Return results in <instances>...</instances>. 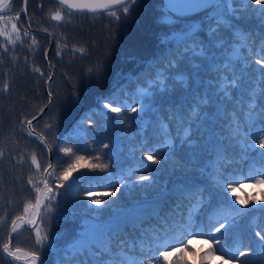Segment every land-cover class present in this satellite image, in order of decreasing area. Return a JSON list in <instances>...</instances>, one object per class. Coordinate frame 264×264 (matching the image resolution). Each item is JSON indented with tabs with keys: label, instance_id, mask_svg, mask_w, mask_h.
I'll return each mask as SVG.
<instances>
[{
	"label": "trees",
	"instance_id": "obj_1",
	"mask_svg": "<svg viewBox=\"0 0 264 264\" xmlns=\"http://www.w3.org/2000/svg\"><path fill=\"white\" fill-rule=\"evenodd\" d=\"M8 3L11 10L5 9L0 14L15 17L19 13L17 27L23 43L7 45L5 53L6 41L0 37V151L4 152L0 158V219H6L0 224V264H26L24 260L15 261L5 255L3 244L8 242L11 221L17 216L26 218L25 204H35L36 193L28 184L29 177L34 182L43 180L44 169L50 163V154L46 145L40 142L41 136L49 146L51 164L56 169L48 179L49 187L56 193L55 199L51 201L50 211L42 205L35 226L18 229L10 247L37 252L42 264H78L79 259H84L87 264L88 257L66 260V249L76 240L82 225L96 219L116 233L113 248L139 259L140 264H148L155 252V244L147 242L141 251L142 239L154 240L167 235L168 242L173 244L182 238L185 244L189 239L203 242L206 237L188 234L201 228L208 231L220 222L227 226L228 221L223 215L208 223L207 216L199 214L193 216L194 223L189 226L188 202L185 201L179 210H175L172 203L177 190L213 191L212 178L221 164L228 172L233 169L247 172L249 168L255 170L262 166L259 153L264 149H249L245 154L228 138L229 115H239L241 128L248 133L256 132L259 122L264 121L261 115L264 101L260 100L259 87L253 95L254 106L251 109L248 106L249 89L257 82L253 77L260 75L259 67L251 61L259 57L255 54L249 57V69L241 81V88L235 91V101L227 104L225 111L217 83L218 73L212 65L224 64L231 46L240 41L230 37L228 32H221L217 37L223 35L226 46L211 47L206 54L208 58L194 56L187 50L194 46V40L205 47L216 44L210 31L214 25L210 24L209 17L217 9L211 6L199 13L180 16L169 13L166 24L162 19L167 12L162 0H137L127 16L122 8L114 9L120 15L118 21L101 12L69 15V10L52 0H28L27 15L22 12L23 0H9ZM235 6L239 7L238 4ZM260 8L261 5L253 0L245 5V10L237 13L244 19L232 21L237 34L241 30L249 33L248 47L241 49L244 56L249 55V50L259 51ZM56 11L63 16L60 22L51 19V14ZM25 29L30 33L27 37L23 36ZM189 29L200 31L188 39L183 33ZM165 35L171 43L163 40ZM32 36L36 37L35 45ZM49 46L50 71L45 55ZM58 51L60 55H57ZM173 57L179 60L178 68L168 69L167 62ZM193 65L199 66L198 76L193 75ZM157 73L161 75L157 76ZM178 74L187 79H176ZM5 83L9 86L7 91L4 90ZM144 90L149 95L142 96ZM205 92L212 102L197 119L189 106L195 107L194 98ZM112 100L137 108L143 103L144 111L134 113L129 109L125 112L121 108L117 117L116 113L103 107ZM45 107L46 111L29 129L26 122L33 121L32 118ZM247 115L254 117L257 123L247 120ZM33 130L34 134L29 136ZM165 139L167 147L156 156L161 160L159 165L143 159L151 154L148 149L162 146ZM247 143L258 144V140L250 136ZM222 145L228 149L226 159L218 157ZM62 148H71L75 155L84 156L88 164H108V172L114 177L111 183L120 189L116 197L104 195L113 191L112 187L98 186L97 181L91 179L106 175L98 169L78 168L68 181H62L60 173L75 158L61 152ZM33 153L41 164L40 173L31 163ZM81 176L86 178L76 179ZM141 176L152 179L141 181ZM61 183L65 186L59 187ZM253 184V181H245L233 185L238 191L228 194L233 200H247L249 209L244 216L232 214L229 218L233 227L226 238L225 252L235 255L236 258L231 260L233 264L264 262V248L257 245L259 238L254 235L259 230L256 225L264 220V212L259 210V203L257 210L252 211L254 201L264 203L261 201L264 187ZM39 186L42 188L43 184ZM89 189L93 190L92 198L114 200L115 203L111 208L93 212L96 205L90 204L85 194ZM235 207L241 205L237 203ZM28 212L34 213L35 217L32 208ZM37 229L49 237V243L42 250L35 243ZM213 247L216 248L214 244ZM240 251L247 255L240 256ZM224 261L228 264L227 256Z\"/></svg>",
	"mask_w": 264,
	"mask_h": 264
},
{
	"label": "snow or ice",
	"instance_id": "obj_2",
	"mask_svg": "<svg viewBox=\"0 0 264 264\" xmlns=\"http://www.w3.org/2000/svg\"><path fill=\"white\" fill-rule=\"evenodd\" d=\"M137 0H79V2H74V0H58V3L69 10V15L75 12H91L93 14L101 12L107 13V15L115 18L117 21L120 19V15L118 14L117 8H122V12L125 16L130 11V8L136 4ZM254 2L258 5H261L259 11L261 12V22L260 26L262 29V35L260 40L259 51L253 53L249 50V55L244 56L241 54L242 48H247V38L249 33L244 30H241L239 34H237V27L232 22L234 19L240 20L244 19L243 15L237 16V13L245 10V5H249L253 3V0H219L217 3L209 4L217 9L214 15L209 17V22L214 27L210 28L212 35L216 38V44H209L208 47H205L203 44H196L195 40L193 41V47H187L188 51H191L194 56H204L207 57V53L209 49L214 46H218L224 48L226 46V41L224 40L223 35L217 37V33L228 32L230 37H235L240 43L235 46H231V51L226 57V62L222 65H212V67L218 73L217 83L219 85L220 93L224 100L225 111L227 104L233 103L235 101L234 93L237 89L241 88V81L244 78L245 72L249 69V57L253 54L258 56L259 58L251 61L254 65L259 67V77H253L257 82L253 84L248 92L249 97V108L251 109L255 100L253 99V95L256 92V88L259 87V97L261 101H264V0H254ZM24 6L22 11L25 15H27V3L28 0H23ZM239 5L236 7L235 5ZM186 5H191L193 7L202 6L203 4L199 3L198 0H190ZM170 5L167 3V0H163V8L167 10V12L162 16L164 23H168L169 13L172 14H180L179 12H175L169 7ZM11 10L8 0H0V11L3 10ZM227 14V15H226ZM51 19L55 21H62L63 16L60 11H56L51 14ZM0 20H4L3 16H0ZM15 20L16 23H12L11 21ZM19 22V13L16 14L15 17L9 16L7 21H5L4 27L0 28V37H4L6 43L3 46V50L5 53L8 51L7 45L11 44L15 46L17 42L23 43L21 38L20 28L17 27V23ZM10 23L11 32L8 30V25ZM31 26L29 22V27ZM47 31V29H45ZM199 29L196 32H192L191 29L187 30L183 35L192 39L196 35L199 34ZM30 33L27 29L23 31V36L27 37ZM13 36L15 37L13 39ZM32 44H37L36 37H31ZM165 42L171 43L168 35H165L163 38ZM196 48H199V51H196ZM47 55V53H45ZM57 55H60L59 51ZM214 59V57H212ZM179 65V60L176 57L168 60L167 68L168 69H177ZM194 69L193 75H199V66L193 65ZM221 69L223 72L221 73ZM239 69V74H237V70ZM39 71V69H35ZM253 73L255 69H252ZM231 73V74H229ZM41 75H43L41 73ZM160 73H157V76H160ZM51 79V77H49ZM176 79L180 81H184L187 79L183 74H178ZM8 84L5 83L4 90H8ZM52 93L49 92V97H51ZM142 96L149 95L147 90H144L141 93ZM212 102L211 96L205 92L203 95H199L194 98L195 107L189 106L190 112H195L197 114V119L200 118V112L208 107ZM49 103H51V99H49ZM113 103H116V106H113ZM139 103V102H138ZM105 109H108L111 113H116L117 117L121 114V108L127 112L129 109L134 112H142L144 111V104L140 103V107H132L131 105L120 103L115 100L109 101L103 105ZM43 109H41V112ZM227 114V113H226ZM107 115V113H105ZM261 115L264 116V105L261 107ZM33 120L36 119L34 116ZM183 119V117H181ZM246 119L251 123H257L255 118L251 115H247ZM29 126L32 125V120H28L26 122ZM260 127L256 132L248 133L241 128V121L239 115L235 117L229 115V123H228V132L229 139L235 141V143L241 148L243 152H247L249 149L260 148L264 149V121H260ZM247 126V125H246ZM29 136L34 134V130L30 131ZM254 137L258 140V144H248L247 139L249 137ZM40 142L46 145V141L43 136L40 138ZM105 148L108 147L107 144L104 145ZM163 147H167V139L163 141V145H157V147L148 149L147 151L151 152V154L146 155L143 159L151 161L152 164L159 165L161 160L156 158L157 154L162 150ZM61 152L65 153V155L75 156L72 163L68 165L60 173V179L62 181H68L71 174L77 171L78 168H89L93 171L99 170V172L106 173L104 176L92 177L91 179H95L97 181L98 186H108L112 187L113 191L104 193L107 197H116L117 192L120 191L119 188H116L114 184L111 183L113 174L108 172L109 165L104 163H93L88 164L85 162L84 156L75 155L71 148H62ZM228 149L226 147H221V152L218 154L219 158L226 159L227 158ZM4 156V152L0 151V158ZM262 166L259 169L253 170L249 168L247 172H243L241 170L233 169V171L228 172L225 169L224 165L221 164L219 168L216 169L213 178H212V188L213 191H209L207 189H197L196 191L190 190H177L173 195L175 199L172 200L173 205L175 206V210H179L182 206H184L185 201L188 202L189 211L188 215V223L189 226L194 223L193 216L194 215H206L208 223H211L218 216L223 215L224 220L228 221L227 226L224 222H220L218 226H213L212 229L208 231H204L201 228L198 231H194L189 233L192 237L201 236L206 237L204 239V243L208 244L209 251L204 252L203 256L200 257L199 264H209L210 260L213 259L217 254H219V258L222 262H224L225 257H228V264H231V260L235 259V255L230 252H225V247L227 245L226 238L229 235V229L233 227V222L229 219L232 214L237 216H244L249 212L247 207V200H240L239 198L233 200L228 195L229 193L235 194L238 191L237 187H233V185H240L245 181H253V186L260 185L264 187V152L259 153ZM23 159V157H21ZM32 165L35 166V170L37 173L41 171V164L38 162L37 156L33 153L30 157ZM99 160V157H96ZM51 168L52 171L48 172L47 177H45L41 181L34 182L31 177L28 179V184L32 185V189L35 191V204H25L24 212L28 213L29 208H32L35 214H41L42 205L47 208L49 211L51 210V201L55 199L56 193L53 191L51 187L48 185V179L52 177L53 173L56 171L55 168L51 164L44 169L45 172ZM86 177H77L76 179H83ZM152 178L148 176H141V181H150ZM43 184V189L39 186ZM65 185L61 183L59 187H64ZM71 187V185H68ZM86 196L88 198V202L90 204L96 205V209H93V212L97 210H104L105 208H111L112 204L115 203L114 200H105L101 198H92L93 190H86ZM43 197V199H42ZM45 201L48 203L45 204ZM194 201V203H192ZM261 201H264V196L261 197ZM239 203L241 205L240 208H236L235 205ZM259 203V210L264 212V203L255 202L253 204L252 211L254 212L256 209V204ZM202 210H206L203 211ZM46 214V213H45ZM18 221H23L28 224H32V220H25L24 217L17 216L15 219L11 221V228L8 233V242L3 244V252L11 257L12 260L20 261L24 260L26 264L30 261V264H42L41 258L35 251L23 252V250L19 247L13 249L10 247L11 240L13 235L17 233L18 229L21 225ZM6 222V219H0V224ZM259 229L255 231V237H258L257 245L260 248H264V220H262L259 224L256 225ZM221 229H224V232L221 233ZM214 233H220L219 236ZM116 233L112 231V229L99 219L94 220L93 223H85L82 225V230L78 233L76 240L73 241L70 248L66 249V260H77V258L88 257L89 261L87 264H140V260L134 257L127 255L123 250L116 251L113 248V239ZM186 238V237H185ZM212 241L213 243H209ZM147 242L150 245L152 243L155 244V252L153 253L151 259H149L148 264H191V261L187 259L188 256L195 257L198 255L196 251H190L188 245L192 243V240L189 239L187 243H184V238L177 241L175 244L168 242L167 235L165 237H156L153 239H149L147 241L141 240L140 250L143 251V244ZM35 243L42 250L46 243H49V237L47 233L41 234L40 230L37 229L35 233ZM213 244L216 248H213ZM179 245V246H177ZM151 251V248H149ZM23 252V255L21 253ZM240 256H246L247 253L244 251L239 252ZM175 256L174 260L170 258ZM107 257V259H105ZM78 264H86L84 259H79ZM241 264H244L241 261ZM264 264V262H262Z\"/></svg>",
	"mask_w": 264,
	"mask_h": 264
},
{
	"label": "water",
	"instance_id": "obj_3",
	"mask_svg": "<svg viewBox=\"0 0 264 264\" xmlns=\"http://www.w3.org/2000/svg\"><path fill=\"white\" fill-rule=\"evenodd\" d=\"M9 1V0H8ZM52 1H55L56 3H58V0H52ZM163 1V0H162ZM219 0H198L199 3L203 4L202 6H197V7H193L191 5H186L187 3L190 2V0H167V3L170 5L169 7H171V9L175 12H179L180 14H178L179 16L180 15H191V14H195V13H199V12H202L203 10H206L207 8L211 7L209 6V4H213V3H216L218 2ZM74 2H79V0H74ZM59 4V3H58ZM22 6H24V3L22 4ZM64 7V6H63ZM66 8V7H64ZM23 9V8H22ZM67 9V8H66ZM68 10V9H67ZM166 10V9H165ZM167 11V10H166ZM23 12V11H22ZM73 13H80V12H75L73 11ZM81 14H93L91 12H84V13H81ZM95 14H99L98 13H95ZM177 15V14H175ZM40 34V33H39ZM50 49H51V46L48 47L47 49V56H46V62H48V71H50V62H49V55H50ZM50 77H52V75H50ZM50 81V79L46 82V89H48V82ZM50 103H48L49 105ZM46 105V107L48 106ZM40 112L38 115H36V119L40 118L42 116V114L46 111V108ZM35 121V119L32 121V123ZM28 128L31 129V126L28 125ZM46 148H47V151L49 152L50 154V163L51 164V160H52V154L50 153V149H49V146L48 144H46ZM52 165V164H51ZM51 170V168L48 169L47 172H45V175H44V178L47 177L48 175V172ZM43 189V187H42ZM39 218V215H35V217L33 218V223L32 224H27L23 221H18V223L21 225V227H25V228H28V227H33L36 225V222ZM26 220V218H24ZM20 227V228H21ZM12 241V240H11ZM11 246V244H10ZM6 255V254H5ZM25 262V261H23ZM30 264V261L29 263Z\"/></svg>",
	"mask_w": 264,
	"mask_h": 264
},
{
	"label": "rangeland",
	"instance_id": "obj_4",
	"mask_svg": "<svg viewBox=\"0 0 264 264\" xmlns=\"http://www.w3.org/2000/svg\"><path fill=\"white\" fill-rule=\"evenodd\" d=\"M0 16H3V15L0 14ZM177 16H179V15H177ZM7 18H8V16L4 17V20H0V28L4 27V24H5V21H7ZM11 22L15 23L14 20L11 21ZM8 30H9V32H11L10 23L8 25ZM42 199H43V197H42ZM33 218H34V213L28 212L26 220H32L33 221ZM189 250L190 251H196L198 253V255L195 257V259H193V257H191V256H188L187 259L189 261H191V264H199L200 257L203 256L204 252L209 251V248H208V244H205L204 242L197 241V242H192L191 243V245L189 247ZM174 259H175V256L173 257L172 260H174ZM225 263H226L225 261L222 262L220 260L218 254L213 259H211L210 262H209V264H225ZM231 264H233V263H231Z\"/></svg>",
	"mask_w": 264,
	"mask_h": 264
}]
</instances>
